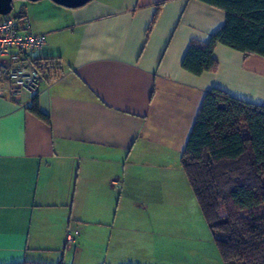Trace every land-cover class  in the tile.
I'll return each mask as SVG.
<instances>
[{
	"label": "crops",
	"instance_id": "obj_1",
	"mask_svg": "<svg viewBox=\"0 0 264 264\" xmlns=\"http://www.w3.org/2000/svg\"><path fill=\"white\" fill-rule=\"evenodd\" d=\"M14 5L9 15L45 37L34 57L47 70L21 102L0 100V264H174L163 234L149 240L146 226L141 236L124 233L117 216L101 228L104 207L118 191V202L153 210L151 224H169L165 204L188 193L179 159L205 93L264 106V59L218 45L215 72L182 69L189 45L206 44L226 21L196 0ZM33 97L49 125L28 111ZM126 249L135 253L121 255ZM218 259L201 254L207 264Z\"/></svg>",
	"mask_w": 264,
	"mask_h": 264
},
{
	"label": "trees",
	"instance_id": "obj_2",
	"mask_svg": "<svg viewBox=\"0 0 264 264\" xmlns=\"http://www.w3.org/2000/svg\"><path fill=\"white\" fill-rule=\"evenodd\" d=\"M196 1L224 12L226 21L206 44L189 45L182 69L215 72L218 45L264 59V0ZM28 111L49 125L36 97ZM179 162L221 263L264 264V106L207 91Z\"/></svg>",
	"mask_w": 264,
	"mask_h": 264
},
{
	"label": "rangeland",
	"instance_id": "obj_3",
	"mask_svg": "<svg viewBox=\"0 0 264 264\" xmlns=\"http://www.w3.org/2000/svg\"><path fill=\"white\" fill-rule=\"evenodd\" d=\"M15 10L16 9L14 5V10L12 11L11 15L14 14ZM171 173H173V171ZM181 174L183 178H186L184 177L185 175L183 171H181ZM186 184L188 191L186 197H183L181 201L172 200L171 203L165 204L167 206L169 205L167 210H165L164 215L166 219L171 221L169 224L163 226L160 225V227L156 226L155 224H151L156 217L153 210L146 208L145 205L141 203L133 204L130 202H125V200L123 199L118 202L117 199L119 192L117 191L116 199L114 200V202L111 203L108 208L106 206L104 207V210L105 212H107V216L109 217V220L107 222L109 225H105L101 228H105L107 230V228L112 227L111 223L114 220L115 216H117V226H120L121 223H123L122 230L124 233L129 232L131 234H135V236H139V228L142 229L146 226V232L149 240L150 238H156L157 236L160 237V235L162 236V234L164 235L163 241L167 242L165 244V247L167 246V244H169L168 250H165V256L167 253L171 255L167 258V260H170V263L177 264V262L179 261L180 264H205L206 262H204V260H201V254L204 255V252L206 253L208 250L213 252V254H216L217 250L215 248L212 235L201 215V212L194 199L188 182ZM176 191H178V189ZM259 210L264 211V207L260 208ZM159 211L161 212L163 210L161 209ZM127 221H129L130 223L125 224ZM106 230L100 231L104 234L103 236L105 240H107L109 237V231ZM75 233L72 235L76 236L77 233L76 235ZM79 233L80 236H82L81 230H79ZM190 248L195 250H193V253L189 254L188 249ZM122 253L120 254L128 256L135 252L130 249H126ZM95 259L96 261H98L97 258ZM94 264H97V262ZM219 264H221V261L219 262Z\"/></svg>",
	"mask_w": 264,
	"mask_h": 264
},
{
	"label": "built area",
	"instance_id": "obj_4",
	"mask_svg": "<svg viewBox=\"0 0 264 264\" xmlns=\"http://www.w3.org/2000/svg\"><path fill=\"white\" fill-rule=\"evenodd\" d=\"M45 43L44 36L30 32L26 18L0 16V100L19 103L44 83L47 68L34 55ZM73 240L74 235L67 233L65 243L70 245Z\"/></svg>",
	"mask_w": 264,
	"mask_h": 264
},
{
	"label": "water",
	"instance_id": "obj_5",
	"mask_svg": "<svg viewBox=\"0 0 264 264\" xmlns=\"http://www.w3.org/2000/svg\"><path fill=\"white\" fill-rule=\"evenodd\" d=\"M14 0H0V16L9 15L12 12V2ZM28 2H37L39 0H24ZM58 6L67 8V9H78L86 4H88L91 0H51Z\"/></svg>",
	"mask_w": 264,
	"mask_h": 264
}]
</instances>
